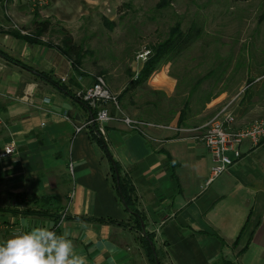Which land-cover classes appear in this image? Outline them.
Returning a JSON list of instances; mask_svg holds the SVG:
<instances>
[{
	"label": "crops",
	"instance_id": "obj_1",
	"mask_svg": "<svg viewBox=\"0 0 264 264\" xmlns=\"http://www.w3.org/2000/svg\"><path fill=\"white\" fill-rule=\"evenodd\" d=\"M120 1L0 0V52L13 59L0 54V153L15 143V153L0 159V209L32 206L31 196H55L54 211L66 214L56 222L0 211V244L20 230L48 226L67 232L87 264H150L135 229L75 218L120 221L127 215L91 126L75 131L93 114L75 92L90 86L94 75L75 71L46 38L54 23L70 27L98 12L114 15ZM43 21L49 30L35 36V23ZM175 86L176 80L165 76L152 90L169 94ZM110 110L114 119L105 124L104 140L132 180L160 263L264 264V143L243 142L241 157L205 186L211 156L194 136L209 119L195 126L181 114L169 123L142 120L152 124L143 134L118 119L122 111Z\"/></svg>",
	"mask_w": 264,
	"mask_h": 264
},
{
	"label": "rangeland",
	"instance_id": "obj_2",
	"mask_svg": "<svg viewBox=\"0 0 264 264\" xmlns=\"http://www.w3.org/2000/svg\"><path fill=\"white\" fill-rule=\"evenodd\" d=\"M163 3L121 0L114 15L98 12L70 27L54 23L46 38L63 46L62 38L70 35L82 46L81 68L102 77L121 111L133 119L169 123L182 114L195 126L226 104L239 124L264 116V0ZM174 26L184 32L199 28L200 35L140 78L152 55L149 47L165 40ZM145 50L151 53L138 59ZM165 76L176 80L170 95L152 90Z\"/></svg>",
	"mask_w": 264,
	"mask_h": 264
},
{
	"label": "trees",
	"instance_id": "obj_3",
	"mask_svg": "<svg viewBox=\"0 0 264 264\" xmlns=\"http://www.w3.org/2000/svg\"><path fill=\"white\" fill-rule=\"evenodd\" d=\"M233 1H248V0H233ZM162 2L165 3L167 2V0H162ZM35 25L37 27L36 30L37 33L36 35L34 34L35 36L37 35L39 36V34L49 30L50 28V23L48 21L36 22ZM13 34L29 42H37L35 37L32 36L20 35L19 32L17 31H14ZM199 35H200L199 28L196 29L191 28L184 32L178 26H174V28L170 31L169 36L165 40L149 47L152 51V55L147 60V62H145V64L142 66V69L140 71L141 73L140 78L142 79L148 78L156 70V68L160 63L169 61V57H172L174 54H179L181 51L187 48V46L191 42H193ZM62 45L63 46H57V48L71 60L75 71L80 72L82 65V58H83L82 46L74 43L70 35H65L62 38ZM0 54L3 55L8 60L11 61L13 60L11 57L7 56L2 52H0ZM38 74L46 78L52 84L59 86L56 82L49 79L46 75L42 73H38ZM142 79L137 81V83H140ZM59 88L61 87L59 86ZM90 126H91L90 134L92 136V139L102 148V150L104 151L105 155L109 160V179L115 191L116 197L127 215L128 221L127 222L125 220L116 221L114 219L102 218V217L78 216L75 218H79L88 222H95V223H105V224L118 223L122 226L135 229L138 232V238L140 240L141 246L150 264H161L153 242L154 234L146 230H143L141 227L142 226L141 223L143 222L144 224L145 217L143 213L139 211L137 208V194L131 178L127 173H125L122 170L121 166L116 161H114L110 156L105 140L103 139L102 136L98 134L96 125L92 124ZM29 199L32 202V206H27L21 209L5 208V209H0V211H4V212L8 211L12 214H17L22 216L34 215L40 217H44V216L52 217L56 220V222L58 221L60 215L57 213V211H54L56 210L55 196L40 197V198L31 196ZM242 250L244 249H241V251ZM222 264H231V263L228 261L226 262L223 261Z\"/></svg>",
	"mask_w": 264,
	"mask_h": 264
},
{
	"label": "built area",
	"instance_id": "obj_4",
	"mask_svg": "<svg viewBox=\"0 0 264 264\" xmlns=\"http://www.w3.org/2000/svg\"><path fill=\"white\" fill-rule=\"evenodd\" d=\"M148 54V50L141 51L137 54V58L145 60ZM62 80L64 81V78ZM75 97L93 110V117L82 126H76L75 131L86 125L95 124L98 134L105 139V124L114 119L111 115V107L121 113L116 95L111 92L102 77H96L90 86L77 90ZM118 119L132 130L143 134H145V126L152 125L124 114ZM195 132L197 133L194 137L206 147L211 156L210 173L205 181V186H208L241 157L240 146L243 142L248 141L252 147L264 143V116L247 124H239L235 114L229 109V104H226ZM13 153H15V143L9 142L0 153V159ZM69 170L72 174V165ZM65 217L66 214L63 212L58 220L62 221Z\"/></svg>",
	"mask_w": 264,
	"mask_h": 264
},
{
	"label": "clouds",
	"instance_id": "obj_5",
	"mask_svg": "<svg viewBox=\"0 0 264 264\" xmlns=\"http://www.w3.org/2000/svg\"><path fill=\"white\" fill-rule=\"evenodd\" d=\"M0 264H87L67 232L34 226L0 244Z\"/></svg>",
	"mask_w": 264,
	"mask_h": 264
},
{
	"label": "water",
	"instance_id": "obj_6",
	"mask_svg": "<svg viewBox=\"0 0 264 264\" xmlns=\"http://www.w3.org/2000/svg\"><path fill=\"white\" fill-rule=\"evenodd\" d=\"M141 225H142V226H141V227H142V229H143V230H145V229H144V224H143V222L141 223Z\"/></svg>",
	"mask_w": 264,
	"mask_h": 264
}]
</instances>
